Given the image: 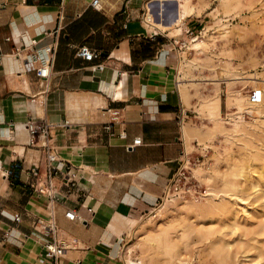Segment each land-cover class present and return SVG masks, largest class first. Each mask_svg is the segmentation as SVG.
I'll return each instance as SVG.
<instances>
[{
    "label": "crops",
    "instance_id": "crops-1",
    "mask_svg": "<svg viewBox=\"0 0 264 264\" xmlns=\"http://www.w3.org/2000/svg\"><path fill=\"white\" fill-rule=\"evenodd\" d=\"M92 1L0 0V264H49L42 225L74 242L59 264H121L119 242L132 219L155 208L186 148L178 67L201 17L177 29L176 2ZM55 42L40 79L35 69ZM81 47L99 58H78ZM29 119L51 123V200L36 193L46 185L45 155L25 130ZM67 210L79 220L68 221Z\"/></svg>",
    "mask_w": 264,
    "mask_h": 264
},
{
    "label": "rangeland",
    "instance_id": "rangeland-1",
    "mask_svg": "<svg viewBox=\"0 0 264 264\" xmlns=\"http://www.w3.org/2000/svg\"><path fill=\"white\" fill-rule=\"evenodd\" d=\"M184 5L189 15L200 16L202 20L201 27L187 38L181 48V64L184 66L179 70L180 86L189 95L185 93L183 98L189 115L187 133L190 129L195 131L191 138L185 135V151L191 154L192 159H200L190 166L188 181L191 185L188 187L191 189L187 194L171 199L179 207L155 218L149 225L140 227V220L149 213L140 220L132 219L133 223L128 226L124 240L119 242L124 259L129 258L135 262L141 260L145 264L219 263L217 255L210 253L208 243L199 241L193 230L209 226L208 217L221 214L216 210L188 209L183 203L199 198L203 207L207 208L210 204L204 200V196L211 189L217 192L214 205L234 206L240 219L238 223L258 231L257 240L264 242V232L255 228L259 217H264V189L257 193L250 191L249 198L238 194L247 200L240 204L235 199L237 192L229 186L231 180L234 181L236 169L248 167L257 170L262 166L264 169V126L261 129L262 140L253 137H249V140L246 137L251 129L243 125L241 120L237 121L241 116L247 122L254 123L243 112L248 109L255 113L262 105L264 107V0H187ZM176 24L178 22H174L173 26L178 29L179 25ZM194 38L198 40L192 42ZM196 43L198 46L195 48L192 45ZM230 95H245L244 100L233 110L226 105ZM252 95L258 98L254 105L248 99ZM216 98L219 102L218 110L209 115V106ZM224 126L232 127L239 134L245 131L246 137L241 135L240 139L230 140L227 137L229 130H224ZM201 132L206 134L202 135ZM195 167L211 171L213 178L208 183L203 182L195 174ZM216 226L211 241L226 244L223 264H264V257H258L257 250L246 246L247 243L242 244L247 238L242 236L239 229L234 231L228 219L221 218ZM161 230L168 232V239L158 245L155 238H150ZM182 231L186 232V237L180 240ZM166 243L172 245L173 249H166ZM122 256L119 257L121 264L124 261Z\"/></svg>",
    "mask_w": 264,
    "mask_h": 264
},
{
    "label": "bare ground",
    "instance_id": "bare-ground-1",
    "mask_svg": "<svg viewBox=\"0 0 264 264\" xmlns=\"http://www.w3.org/2000/svg\"><path fill=\"white\" fill-rule=\"evenodd\" d=\"M158 1H160L161 4L163 3V1H172V2L178 3V5H177V6H179L178 18L174 21L176 23L179 22L182 18L184 19V18H186L189 15L188 14L189 11L185 10V5H184V4H186L187 0H158ZM222 4L225 5L226 2L223 1ZM146 7H147L146 12H147V15H148V19L146 20V16H145V21L149 22L150 24L153 25L154 21L152 20V16L150 15V7H149V5H147ZM155 26L160 27L162 25H155ZM197 40L198 39L194 38L192 42H195ZM199 42H201V41H199ZM192 46H194L196 48L198 46V43H196V44H194ZM189 62L192 63V61H189ZM181 63H182V61H181ZM181 63H180V65L178 64L179 65V67H178L179 70L181 69V66H184V65H182L183 63L182 64ZM189 66H191V65H189ZM195 67H196V65H195ZM244 97H245V95L244 96L243 95H240V96L239 95H230L228 97V101H227V104H226L227 107L231 108V110L235 109V106L237 104L241 103L244 100ZM184 98H185V95H184ZM218 103H219L218 99L216 98L214 100V102L212 104H210V106H209L210 114L209 115L215 114L214 112H216L218 110V107H219ZM252 105H254V104H252ZM243 113L248 114L252 118L254 123L247 122L243 117L241 118V116L239 117L240 119H238L237 121L241 120L243 122V125L245 124V126H248L251 129V133H249L248 137H246V135H244L245 131H244V134H239L238 131L233 129L232 127L226 128L224 126V130L225 129L229 130L228 133H227L228 139H230V140L234 139V138L240 139L239 137L242 135V137L244 136V137H246L249 140L252 137L253 138H258L259 140H262L261 139V129L264 126V123H263L264 122V107H263V105L260 107L258 112L253 113L251 110L247 109ZM235 114H237V113H235ZM237 121H235L234 124ZM256 122H258L259 124L256 125ZM193 134H195L194 129H190V131L187 133L188 137H190V138H191V136ZM201 134L205 135L206 132H201ZM188 143L190 144L191 142H188ZM186 154H187V150H186ZM252 167H254V166H252ZM194 170H195V174L197 176H199L200 179L203 182L208 183L213 178L212 177L213 175H212L211 171H209L207 169L195 167ZM257 171H258V173H256ZM233 176L235 177L234 181L231 180L232 182H230L229 186L232 189V191H234L235 193L237 192V195L235 196V199L240 204L243 203L246 199H244L243 197L242 198L239 197L238 194L239 195L241 194V195H243L245 197V196L249 195L250 191H252L253 193H257V192L261 191L262 189H264V169H263V166H262V168H260V169L258 168L257 170L256 169L253 170V168L251 170L250 168L248 169V167L239 168V169H236V172L233 174ZM252 177H256V178L252 179ZM216 193L217 192H214L212 189L210 190V192H208V193L206 192V195L204 196V200L207 201L210 204V206L207 207V208L203 207V205L201 203V200L199 198H193L192 201H184L183 202L184 205L186 207H188V209H193V210L204 209V210H208V211L209 210H216V211H218L219 214H221V216H215V217L210 216V217H208V220H209L208 222L210 223V225L207 226V227L204 226L203 228H200V229H194L193 233H195L197 235L199 241L208 243L207 245H208V249H209L210 253H215L217 255V257L219 258V263L218 264H223V262L225 261L224 254L226 253L227 246L222 241H219V242H216V243H212L211 240L213 238L215 230L217 229L216 225L218 224L220 219L221 218H223L224 220L228 219L229 223L231 222L233 230L237 231L239 229L242 232V234H243L242 236L247 238V241H245L246 239L243 240L244 242L242 241V244L243 243H247L246 246L248 245L249 248H251L253 250L255 249V250L258 251V257H264V242L263 241H259L256 238V236L258 234V231L251 230L250 227L245 226V225L242 226L241 224L238 223L240 219H239L238 211H237V209L234 206L228 205V204L221 205V206L214 205ZM248 198H249V196H248ZM234 205H235V202H234ZM178 207L179 206L175 204V200L167 201L166 203L161 204L156 209L154 208V209L150 210V212L147 215V217H145V218L140 220V227H141V225L145 226V225L151 224L155 218L163 216L164 214L169 212L171 209H173V210L175 209L176 210ZM244 213H246V212H244ZM229 217H230V219H229ZM259 218L260 219L257 222V224L255 225V228L259 229L262 232H264V217L260 216ZM227 224L228 223L224 224L223 226H226ZM137 230H139V229H137ZM184 237H186V232L182 231L181 234H180L179 239L183 240ZM153 238H155V241L159 242L158 245H160L164 241H167L168 232L164 231V230H161L154 237H151L150 240H153ZM249 242H253V243L251 244ZM164 247H166V249H168V250H172L173 249V246L169 245L167 243L164 244ZM124 264H145V263L143 261H141V260L138 261V262H135V261H133V260H131L129 258H125L124 259Z\"/></svg>",
    "mask_w": 264,
    "mask_h": 264
},
{
    "label": "built area",
    "instance_id": "built-area-1",
    "mask_svg": "<svg viewBox=\"0 0 264 264\" xmlns=\"http://www.w3.org/2000/svg\"><path fill=\"white\" fill-rule=\"evenodd\" d=\"M91 7L97 8L98 7V0H93L91 2ZM56 47L57 43L55 42L50 48L46 50L49 57L38 67L35 69V75L40 79H47L50 74V68L54 61V56L56 53ZM76 56L78 58H82L85 60H92L99 58L98 52L90 51L87 47H81L77 53ZM257 96L252 95L249 98V102L251 104H255L257 102ZM115 112L112 114V117L114 119ZM184 117L178 120H182ZM25 130L29 134V136L32 139L41 140V148L43 149L44 155H45V170H44V176L46 179V185L39 187L36 189V193L40 196H46L49 200L52 199V191H53V179L55 174L57 173V167L55 166V163H57L58 158L56 155V150L51 147L49 144V140L51 138L50 134V127L51 123L48 121H45L44 119L39 120H27L24 124ZM140 144L139 139H135L132 142V145L127 146V148L132 149L135 146H138ZM199 157L193 158L191 157V154H186L185 147L182 149L178 161V166L172 175V177L169 179L167 185L164 188L163 194L160 197L159 201L157 202L155 208L159 207L164 202L171 200L173 197L177 195H185L188 193V190L191 189V187H188L191 185V182L189 184V172L191 170L190 166L197 163L199 161ZM38 169L33 168L31 172L33 175H36ZM189 180V181H188ZM67 183H71L73 185L74 183V176L67 177ZM193 188V187H192ZM64 217L70 221L74 222L76 220H79V217L77 214L72 210H67L64 213ZM18 219H16L17 221ZM38 224L40 226L42 225V222L38 220ZM42 229L46 232L48 235V239L44 242V251H45V258L50 261L49 264H59L60 258L63 256L64 252L67 249H70L74 247V242H70L63 238L61 234L59 233V230L56 228V226L53 225H42ZM6 236V234H5Z\"/></svg>",
    "mask_w": 264,
    "mask_h": 264
}]
</instances>
